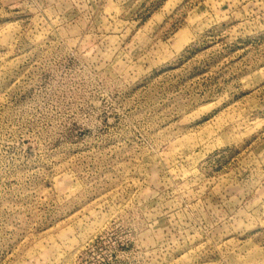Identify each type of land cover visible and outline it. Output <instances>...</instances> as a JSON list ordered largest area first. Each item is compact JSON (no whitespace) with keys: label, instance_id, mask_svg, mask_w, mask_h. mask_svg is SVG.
<instances>
[{"label":"rangeland","instance_id":"obj_1","mask_svg":"<svg viewBox=\"0 0 264 264\" xmlns=\"http://www.w3.org/2000/svg\"><path fill=\"white\" fill-rule=\"evenodd\" d=\"M0 264H264V0H0Z\"/></svg>","mask_w":264,"mask_h":264}]
</instances>
